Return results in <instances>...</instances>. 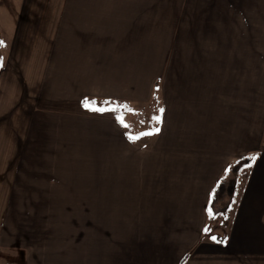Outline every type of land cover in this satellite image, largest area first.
<instances>
[{"label":"crops","instance_id":"crops-1","mask_svg":"<svg viewBox=\"0 0 264 264\" xmlns=\"http://www.w3.org/2000/svg\"><path fill=\"white\" fill-rule=\"evenodd\" d=\"M15 1L0 55V264H264V150L220 157L216 148L251 137L236 113L212 109L205 120L180 112L189 153L160 155L155 168L123 172L127 157L107 152L100 175L77 169L74 154L90 163L91 136L107 113L84 101H107L110 79L123 80L109 39V13L118 8L109 0ZM162 116L154 141L167 134ZM61 143L67 153L56 154ZM232 161H245L246 180L237 192L234 184L216 193L232 180ZM95 177L100 192L129 177L116 192L133 201L98 197Z\"/></svg>","mask_w":264,"mask_h":264},{"label":"rangeland","instance_id":"rangeland-1","mask_svg":"<svg viewBox=\"0 0 264 264\" xmlns=\"http://www.w3.org/2000/svg\"><path fill=\"white\" fill-rule=\"evenodd\" d=\"M18 4L15 0H0V55L5 51ZM109 6L110 10L118 8V12L109 13V39L117 44L114 50L122 60L118 67L124 74L123 80L110 79L107 101L126 106L117 111L131 128L122 127L115 118L117 113L110 111L97 121L99 129L93 120V142L87 152L90 163L79 160L78 149L74 154L77 169H91L100 175L98 158L107 152L124 154L128 162L120 169L130 174L133 168L142 171L157 167L160 155L189 153L181 137L187 129L179 127L181 122L177 120L180 112L181 119L201 114L205 120L212 109L220 114L223 108L227 113H236L238 128H248L251 137L247 140L241 136L233 144L216 147L220 157L264 150V0H109ZM112 53L110 50V56ZM164 107L166 120L162 127L167 137L164 135L162 141L161 135L155 141L151 136L134 143L128 141L127 134L158 126L152 118H163L159 109ZM112 139L120 143L105 144L112 143ZM192 142L198 145L197 138ZM199 142L203 144L202 139ZM61 145L56 154L67 153ZM234 161L228 171L237 192L246 180V174L240 171L245 161ZM56 163L59 168L65 166L58 160ZM142 178L136 173L139 184ZM114 179L100 192L101 184L95 183V177V195L102 194L109 201L122 197L124 202H132L131 193L116 192L118 187H128L130 178L124 177L123 182L122 177Z\"/></svg>","mask_w":264,"mask_h":264},{"label":"snow or ice","instance_id":"snow-or-ice-1","mask_svg":"<svg viewBox=\"0 0 264 264\" xmlns=\"http://www.w3.org/2000/svg\"><path fill=\"white\" fill-rule=\"evenodd\" d=\"M0 46H3V42L0 41ZM2 59V58H0ZM83 106L90 110V111H93V112H98V113H101L103 114L104 112L106 111H110V112H113V113H117L115 118L117 120V122L124 128H128L130 129L131 126L128 125L127 123H125L124 121V118H123V115L122 114H119L118 113V109H121V110H125L126 109V106L124 105H117L115 104L114 102L112 101H104L103 104H97V102L95 101H88L87 99L84 101V104ZM127 111H132L131 109H127ZM164 109L161 108L159 109V112L161 113V115L164 113ZM152 120L155 122V123H160L161 122V116H154L152 118ZM143 123V122H141ZM160 131L159 128H154V129H150L148 131H145V132H141L139 134H136V135H132L131 133L127 134L126 135V138L128 139L129 142H136L140 139H142L143 137L145 136H151V135H155V134H158ZM252 160L255 161V157H252ZM250 166V165H249ZM208 214H209V217L211 218L212 217V213H211V210H208ZM204 231L207 233L210 231V229H208L207 227L204 229ZM213 240H215L216 238L215 237H212Z\"/></svg>","mask_w":264,"mask_h":264},{"label":"trees","instance_id":"trees-1","mask_svg":"<svg viewBox=\"0 0 264 264\" xmlns=\"http://www.w3.org/2000/svg\"><path fill=\"white\" fill-rule=\"evenodd\" d=\"M1 63V60H0ZM228 184V185H227ZM234 188V182L232 180L228 181V183H224L221 181L216 188V193L220 194H229Z\"/></svg>","mask_w":264,"mask_h":264}]
</instances>
